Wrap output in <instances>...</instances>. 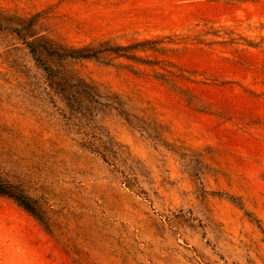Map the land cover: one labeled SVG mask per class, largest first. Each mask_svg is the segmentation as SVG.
<instances>
[{
    "label": "rangeland",
    "instance_id": "1",
    "mask_svg": "<svg viewBox=\"0 0 264 264\" xmlns=\"http://www.w3.org/2000/svg\"><path fill=\"white\" fill-rule=\"evenodd\" d=\"M0 15V175L44 217L0 196V264H264V0H0ZM21 25L42 63L106 86L160 140L101 107L126 162L80 147ZM49 39L134 58L55 61Z\"/></svg>",
    "mask_w": 264,
    "mask_h": 264
},
{
    "label": "trees",
    "instance_id": "2",
    "mask_svg": "<svg viewBox=\"0 0 264 264\" xmlns=\"http://www.w3.org/2000/svg\"><path fill=\"white\" fill-rule=\"evenodd\" d=\"M2 16L0 15V22ZM30 25L11 28L16 34L25 40L33 58L39 61L43 70L49 75V89L52 94L57 95L62 108L58 107L61 117L64 121L66 131L78 145L87 151L96 154L101 160L116 170L117 161L124 163L127 160L123 146L116 142L107 133H104L102 127L97 123V113L101 107L114 110L118 115L133 128L144 132L149 138L158 142L160 140L159 132L155 129H149L139 119L132 116L125 107L120 97L110 91L106 86L93 80L75 75L67 70L61 71L58 68L47 67L36 55L37 44L26 41V37H36L37 33L30 31ZM25 31V33H22ZM135 48L134 45H108L99 43L98 45L87 44L81 47L68 48L49 39V57L55 61L65 59L81 58H102V54L109 53L117 56L134 58L127 53L128 49ZM50 94V92H49ZM52 99V96H51ZM54 103V101H52ZM128 172L119 171L122 180L129 188L135 183L134 169L131 165L127 166ZM0 196L13 200L19 207L34 216L37 220L44 223V217L40 211L37 202L29 197L22 185L18 181H13L0 175ZM230 200L236 202L240 208L241 203L235 201L234 197Z\"/></svg>",
    "mask_w": 264,
    "mask_h": 264
}]
</instances>
